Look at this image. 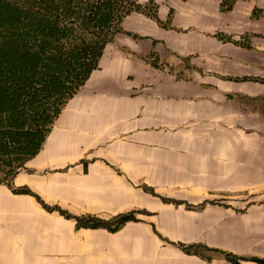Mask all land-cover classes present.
I'll return each mask as SVG.
<instances>
[{
	"label": "crops",
	"instance_id": "obj_1",
	"mask_svg": "<svg viewBox=\"0 0 264 264\" xmlns=\"http://www.w3.org/2000/svg\"><path fill=\"white\" fill-rule=\"evenodd\" d=\"M138 2L169 26L127 16L12 182L75 217L138 221L79 228L0 185V264L264 261V0Z\"/></svg>",
	"mask_w": 264,
	"mask_h": 264
},
{
	"label": "trees",
	"instance_id": "obj_2",
	"mask_svg": "<svg viewBox=\"0 0 264 264\" xmlns=\"http://www.w3.org/2000/svg\"><path fill=\"white\" fill-rule=\"evenodd\" d=\"M233 5L234 0H222L221 9L230 11ZM133 12L143 13L164 27L170 24L159 20L154 2L0 0V185H7L15 194L35 197L45 209L75 220L79 228L115 233L127 223L138 221L137 212L110 220L75 217L47 206L28 188H14L11 183L41 152L55 122L99 69L105 48L123 32V21ZM219 37L232 41L229 36ZM183 247L189 253L204 249ZM223 256L241 264L232 254Z\"/></svg>",
	"mask_w": 264,
	"mask_h": 264
},
{
	"label": "rangeland",
	"instance_id": "obj_3",
	"mask_svg": "<svg viewBox=\"0 0 264 264\" xmlns=\"http://www.w3.org/2000/svg\"><path fill=\"white\" fill-rule=\"evenodd\" d=\"M13 182V181H12ZM12 184V186H13V183H11ZM14 187V186H13ZM14 188H16V187H14Z\"/></svg>",
	"mask_w": 264,
	"mask_h": 264
}]
</instances>
